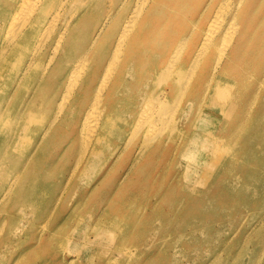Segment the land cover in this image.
Returning <instances> with one entry per match:
<instances>
[{
  "label": "bare ground",
  "instance_id": "1",
  "mask_svg": "<svg viewBox=\"0 0 264 264\" xmlns=\"http://www.w3.org/2000/svg\"><path fill=\"white\" fill-rule=\"evenodd\" d=\"M95 1L0 0V97L17 107L36 95L13 133L16 148L34 117L48 125L21 164L62 141L43 183L61 179L55 201L87 207L81 219L77 211L65 218L84 223L86 242L93 236L105 249L107 227L122 223L121 204H160L177 191L186 220L200 199L190 197V182L212 180L207 198L230 172L224 131L264 108V0H101L96 9ZM48 81L54 96L43 98ZM10 129L0 122V144ZM17 179L0 183V200Z\"/></svg>",
  "mask_w": 264,
  "mask_h": 264
},
{
  "label": "rangeland",
  "instance_id": "2",
  "mask_svg": "<svg viewBox=\"0 0 264 264\" xmlns=\"http://www.w3.org/2000/svg\"><path fill=\"white\" fill-rule=\"evenodd\" d=\"M100 7L101 0H96L93 8ZM59 64L55 62L50 71L54 72ZM68 70L67 66L60 75L64 83ZM51 86L48 81L43 98L54 96ZM29 95L26 93L17 107H11L5 96L1 102L0 97V122L11 127L10 135L0 144V183L12 181L18 175L17 183L11 184L12 191L0 200V264H24L27 259L28 264H264V108L254 121L224 131H231L223 139L232 160L230 172L207 198H203L207 195L205 188L212 180L205 186L190 182V197L200 199L198 204L186 207V220L179 219L182 199L177 191L160 204L151 202V206L143 202L123 203L116 211L122 214V223L107 227V248L102 249L93 236L87 241L90 244L86 242L81 227L84 223L68 222L81 219L77 215L87 207H78L72 200L55 201L61 179L47 188L43 183L48 175L46 164L52 158L50 153H55L62 141L56 139L57 146L46 148V154L37 157L30 167L25 162L21 164L22 152L33 150L39 133L48 125L44 118L34 117L35 129L26 143L16 148L13 133L19 127L27 101L30 103L36 97ZM53 107L54 102L48 105L47 116L52 114ZM244 116L245 111H241L238 118ZM57 174L55 170L53 175ZM168 183V178H164L156 193L160 195ZM71 192L68 185L63 193L66 196ZM70 211H77L76 218H65ZM150 214L155 216L142 219ZM63 215L65 219L53 225Z\"/></svg>",
  "mask_w": 264,
  "mask_h": 264
}]
</instances>
